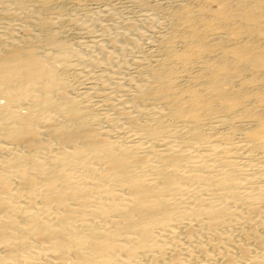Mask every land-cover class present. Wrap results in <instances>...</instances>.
Instances as JSON below:
<instances>
[{"label":"bare ground","instance_id":"6f19581e","mask_svg":"<svg viewBox=\"0 0 264 264\" xmlns=\"http://www.w3.org/2000/svg\"><path fill=\"white\" fill-rule=\"evenodd\" d=\"M207 1L215 22L177 14L194 53L170 38L166 63L211 56L208 33L224 32L228 43L203 63V89L179 88L172 66L150 70L135 97L159 102V111L146 123L128 120L144 146L107 140L87 104L67 93L58 68L70 47L50 33L49 18L35 24L49 33L43 55L29 29L17 41L0 37V264H264V187L254 193L241 180L229 136L213 140L202 130L217 113L253 119L249 145L264 151V83L226 88L244 72L264 82V0ZM167 118L191 126L173 128L182 140L175 145L164 141L174 138Z\"/></svg>","mask_w":264,"mask_h":264},{"label":"rangeland","instance_id":"374dc122","mask_svg":"<svg viewBox=\"0 0 264 264\" xmlns=\"http://www.w3.org/2000/svg\"><path fill=\"white\" fill-rule=\"evenodd\" d=\"M41 3L42 0H1L0 37L15 40L18 37L20 39V36L24 34L23 29H29V32H32L29 33L31 44L33 38V46L37 47L38 45L37 53L43 55L46 47L42 46L49 33H44L35 24L41 17L49 18L52 23V32L50 33H55L59 41H65L64 43L70 47L69 54L73 51L71 56L68 54L69 57H67L68 55H66V58H69L67 60H70L65 61L67 65L65 63L61 65L57 61L62 52L60 55L59 52L57 54V51L53 52L54 56L52 53L50 54L52 62L61 65L58 69L61 74L64 73L67 88L69 87L67 89L65 86L64 91L68 90L67 93L72 98L82 100L87 104L90 113L92 112L90 119L96 121L93 122L100 131L104 129V132L109 133L106 138H109L107 140L113 143L115 141L116 143H123V141L127 143L128 138L130 144L143 145L142 137L136 135L128 127V120L130 117L134 119L139 117L137 119L139 123H146L151 119V115L156 113L153 111L154 109L159 111L156 109L159 102H143L144 100L135 97L138 91L137 87L145 81H151V69H159L164 65L172 66L176 69L179 88L190 85L203 89L204 77H200L204 71L203 63L211 56H220L228 43L229 36L224 32L208 33L205 42L211 56L209 54L195 55L193 56L194 61L190 65H183L177 59L166 63L165 58L170 45L178 50H189L191 55L194 53L193 48H189L185 44V41L190 39L191 29L187 23L177 22V14L185 9V11L188 10L196 15L199 14L204 22H215L212 13L213 6L207 0H50V4L45 6ZM168 39L171 40L169 46L166 44ZM165 52L166 54H164ZM56 63L55 65L59 67ZM248 74V72H244L243 76H238L237 81L233 80V84L226 88L237 91L239 86L241 89V86L249 82L250 86L247 83L246 88L250 91L260 89L264 83L262 78L256 77V79L248 81L251 79ZM253 100L251 97L245 99L248 107L251 105H253L251 108L256 107ZM0 102H4V99L0 98ZM247 104L245 103L246 106ZM260 108L264 112V106ZM166 120V123L172 127L170 129L171 133L173 130V134L178 128L187 133L191 127L182 121L170 118ZM203 124L202 130L213 140L229 136L228 140L231 146L233 143L229 156L233 158L236 165L242 168L241 180L246 182V179H249L250 189L254 193L262 190L264 187V151L251 147L247 138L249 131L256 127L253 119L235 115L228 117L223 113H217L214 117L206 119ZM175 135L174 138L164 141H169L171 145L182 141ZM224 143L223 139L222 143L218 142L214 147L220 146L221 148V146H225ZM195 148L190 147L189 153L192 151L190 153L192 155L200 154L202 150ZM247 186L249 188V185L245 187Z\"/></svg>","mask_w":264,"mask_h":264}]
</instances>
